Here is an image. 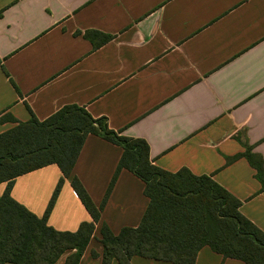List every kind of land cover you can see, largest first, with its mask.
<instances>
[{
    "label": "crops",
    "instance_id": "obj_1",
    "mask_svg": "<svg viewBox=\"0 0 264 264\" xmlns=\"http://www.w3.org/2000/svg\"><path fill=\"white\" fill-rule=\"evenodd\" d=\"M86 32L112 39L96 48ZM67 106L144 140L163 170L211 177L264 233L262 183L236 158L248 146L264 169V0H0V135L16 126L11 119L44 121ZM122 154L98 136L85 140L72 174L97 207ZM62 177L55 164L37 169L14 179L10 195L42 217ZM144 190L120 172L79 264L103 263V224L114 235L141 224ZM91 221L64 178L48 225L76 232ZM131 264L172 263L134 256ZM195 264L246 263L205 246Z\"/></svg>",
    "mask_w": 264,
    "mask_h": 264
},
{
    "label": "trees",
    "instance_id": "obj_2",
    "mask_svg": "<svg viewBox=\"0 0 264 264\" xmlns=\"http://www.w3.org/2000/svg\"><path fill=\"white\" fill-rule=\"evenodd\" d=\"M84 36L97 48L112 36L86 32ZM0 119V122L5 120ZM16 126L0 135V184L8 183L0 196V264H56L72 252L65 264H79L94 235L106 201L122 170H128L145 184L148 209L136 228H123L114 235L106 224L101 227L103 263L131 264L134 256L195 264L199 251L214 252L242 260L246 264H264V233L241 212V201L211 177L196 176L188 169L172 173L156 166L148 144L109 127L105 117L94 118L85 108L67 106L44 121L34 115L27 122L11 119ZM89 135L98 136L122 148L123 154L103 202L97 207L80 180L72 174ZM236 156L246 158L256 169V178L264 190L261 157L251 148ZM57 165L63 177L42 217L20 205L10 195L19 176ZM64 178L92 217L76 232H62L48 225V217L60 193ZM94 257H98L95 252Z\"/></svg>",
    "mask_w": 264,
    "mask_h": 264
}]
</instances>
